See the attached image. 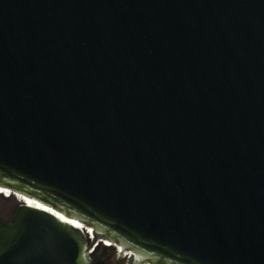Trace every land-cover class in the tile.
Returning a JSON list of instances; mask_svg holds the SVG:
<instances>
[{
  "label": "water",
  "instance_id": "95a60500",
  "mask_svg": "<svg viewBox=\"0 0 264 264\" xmlns=\"http://www.w3.org/2000/svg\"><path fill=\"white\" fill-rule=\"evenodd\" d=\"M0 188V264H264V0H0Z\"/></svg>",
  "mask_w": 264,
  "mask_h": 264
},
{
  "label": "rangeland",
  "instance_id": "374dc122",
  "mask_svg": "<svg viewBox=\"0 0 264 264\" xmlns=\"http://www.w3.org/2000/svg\"><path fill=\"white\" fill-rule=\"evenodd\" d=\"M7 193V192H6ZM2 197H5L0 189V219L2 220H8L11 215L13 214L14 210L17 207L18 204V198L15 196H6L9 197V200H4ZM105 242V241H104ZM102 242L103 245L107 242ZM110 245H113L112 249H110V264H125L126 258H117V247L114 244L109 243ZM96 253V250H95ZM125 255V253L123 254Z\"/></svg>",
  "mask_w": 264,
  "mask_h": 264
},
{
  "label": "bare ground",
  "instance_id": "6f19581e",
  "mask_svg": "<svg viewBox=\"0 0 264 264\" xmlns=\"http://www.w3.org/2000/svg\"><path fill=\"white\" fill-rule=\"evenodd\" d=\"M1 189V191H2V193L3 194H9L10 193V191L9 190H7V189H4V188H0ZM7 192V193H6ZM9 195H12V193H10ZM16 198H18L19 200H22V198L23 197H21L19 194H16V195H14ZM27 199V201L29 202V203H31V202H33V200H29L28 198H26ZM53 212H55V211H53ZM56 213V212H55ZM57 214V213H56ZM59 215V214H58ZM59 216H61V215H59ZM63 219H65V220H68L69 221V219H67V218H65V217H63V216H61ZM73 224H75L76 226H79V227H81V228H83V225L82 224H80L79 222H73ZM108 240H105V242H107ZM110 242V241H109ZM109 242H107V244H109ZM111 244H113L112 242H111ZM110 245V244H109ZM116 247H117V250L118 251H120V246L119 245H116V244H114ZM118 251H116V252H118ZM125 253V257L127 256V254H128V251H126V252H124ZM123 253V254H124Z\"/></svg>",
  "mask_w": 264,
  "mask_h": 264
},
{
  "label": "flooded vegetation",
  "instance_id": "af4514ba",
  "mask_svg": "<svg viewBox=\"0 0 264 264\" xmlns=\"http://www.w3.org/2000/svg\"><path fill=\"white\" fill-rule=\"evenodd\" d=\"M104 241H102V242H104ZM107 242H109V241H107ZM109 243H111V242H109ZM105 245H109V244L105 243ZM105 245H103V243H102L100 246H98L96 248V254H98V255H106V257H107V261L106 262H107V264H110V249H112V247H106Z\"/></svg>",
  "mask_w": 264,
  "mask_h": 264
},
{
  "label": "built area",
  "instance_id": "2783aa9c",
  "mask_svg": "<svg viewBox=\"0 0 264 264\" xmlns=\"http://www.w3.org/2000/svg\"><path fill=\"white\" fill-rule=\"evenodd\" d=\"M95 246H96V244L91 248V252H93V253H94L95 250H96V249H95ZM124 256H125V255H124ZM126 257H127V256H126Z\"/></svg>",
  "mask_w": 264,
  "mask_h": 264
},
{
  "label": "trees",
  "instance_id": "16d2710c",
  "mask_svg": "<svg viewBox=\"0 0 264 264\" xmlns=\"http://www.w3.org/2000/svg\"><path fill=\"white\" fill-rule=\"evenodd\" d=\"M9 196H12V195H9ZM4 200H9L10 198L9 197H2Z\"/></svg>",
  "mask_w": 264,
  "mask_h": 264
}]
</instances>
